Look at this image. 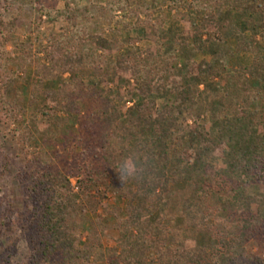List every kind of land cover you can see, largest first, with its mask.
I'll list each match as a JSON object with an SVG mask.
<instances>
[{
	"label": "trees",
	"instance_id": "1",
	"mask_svg": "<svg viewBox=\"0 0 264 264\" xmlns=\"http://www.w3.org/2000/svg\"><path fill=\"white\" fill-rule=\"evenodd\" d=\"M122 10L136 41L121 37L131 29L117 15H97L82 39L53 33L45 63L16 42L12 63L36 68L40 119L27 124L26 100L7 104L0 81V123L43 144L20 176L38 212L36 264H264L248 248L264 238V195L253 191L264 186V0H125ZM88 12L67 2L68 31ZM97 161L106 168L86 166ZM109 194L123 209L105 205Z\"/></svg>",
	"mask_w": 264,
	"mask_h": 264
},
{
	"label": "rangeland",
	"instance_id": "2",
	"mask_svg": "<svg viewBox=\"0 0 264 264\" xmlns=\"http://www.w3.org/2000/svg\"><path fill=\"white\" fill-rule=\"evenodd\" d=\"M48 1L39 3L35 0H0V21L10 22L14 18L18 20V29L15 33L0 30V81L2 80L3 83L10 81L11 84V91L6 99L7 104L14 105L21 99L26 100L27 113L25 121L27 124L34 117L41 118L36 108L30 105L36 68L29 66L27 73L19 72L16 64L12 63L10 59L17 58L20 55L15 52L16 42L19 44L31 42L35 56L45 63V50L49 46V39L53 33L66 35L69 39L74 38V36L82 39L84 36L82 29L89 31L94 28L96 23L92 17L97 15L103 16L101 22L106 19V16L116 17L115 15H117V19L121 23L129 25L131 29L123 32L121 37L126 41H136L138 39V32L133 27L135 23L134 16L122 10L125 0H56V7L52 9H49L50 7L46 3ZM67 2L78 9L90 8V12L80 18L78 28H74L70 32L68 31V21L65 14ZM101 9L111 10V13L102 12ZM42 10L45 11L44 14H41ZM168 28L169 24L166 26V29ZM113 30L115 29L113 28ZM171 38V36L168 37L167 42L169 44H171L169 41ZM126 44L129 45L128 42ZM137 47L145 49L146 44L139 43ZM202 57H200V60ZM251 61V54L242 55V62L251 63ZM235 62L233 60V63ZM67 77L69 75L65 76V78ZM58 81L49 83L48 87L58 86ZM159 102L162 104V99ZM35 135L34 130L28 132L14 121L0 123V264H36V257H38L37 244L32 240L34 232L30 224L38 212L35 204L28 202L25 186L20 183L22 169L33 157L31 152L43 147L40 140L36 143H30L29 138L31 136L34 138ZM73 165L78 168L74 161ZM86 166L94 168L95 172H100L106 168L103 161L88 163ZM72 183L75 192H79L77 179H72ZM222 186L224 187V193L229 194L230 187ZM104 189H101V195H104ZM253 191L264 195V186H258ZM108 197L105 205L118 206L123 209V203H118L112 194H109ZM99 213L103 214L104 209L100 208ZM96 216L89 211L87 216L89 223L95 222ZM104 225H106V228L108 227V231L103 243L105 246H112L114 242L111 239L118 235V231L114 226L115 220L112 217H106ZM88 227L89 225L84 232L85 235H88ZM98 234L101 235L102 231H99ZM248 248L255 256L264 258L263 237H256Z\"/></svg>",
	"mask_w": 264,
	"mask_h": 264
}]
</instances>
